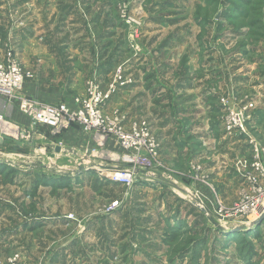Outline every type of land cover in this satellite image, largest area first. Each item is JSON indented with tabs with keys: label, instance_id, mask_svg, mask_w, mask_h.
Returning a JSON list of instances; mask_svg holds the SVG:
<instances>
[{
	"label": "rangeland",
	"instance_id": "obj_1",
	"mask_svg": "<svg viewBox=\"0 0 264 264\" xmlns=\"http://www.w3.org/2000/svg\"><path fill=\"white\" fill-rule=\"evenodd\" d=\"M20 1L0 0V21L7 19L9 12L2 6L14 4L10 7L11 19L19 23L23 10L13 12V7L17 8ZM41 1L42 10H47L48 3L54 5L52 9L64 25L77 20L62 16L59 0ZM75 2L69 7L85 16L86 30L93 32V20L98 17L100 22H110L112 36H108L111 43L107 53H113L114 58L117 54V66L125 61L131 76L142 72L146 60L158 63L160 70L164 64L172 65L173 73L166 71L167 76L178 79L175 76L185 73L184 61L188 59L197 91L218 89L216 111L210 120L214 132L208 130L207 108L196 103L201 99L199 94L176 96L177 105L193 107L191 126L205 130V134L202 146L182 152L177 163L167 162V157L159 154L162 133L154 131L149 120L154 111L169 116L171 98L161 93L158 105L156 100L146 104L149 116L137 120L139 116L133 115L135 120L128 124L115 105L105 114L119 112L125 130L145 123L157 143L154 169L135 165L139 171L128 187L109 179L115 169L132 165L124 160L126 154L113 136L87 132L97 146L75 151L67 149L61 137L68 130L81 128L78 125L58 135L47 128L51 143H36L34 149L3 135L0 264L17 257V264H264V221L251 227L264 213V195L255 196L247 180L255 161L254 148L261 159L264 156V0H94L88 11L81 0ZM121 14L138 18L140 29L137 25L125 28ZM74 27L81 28L79 24ZM69 30L73 33L75 29ZM130 30L138 32L137 59L127 48ZM84 38L80 40L83 45L78 42L84 49L82 63L89 61L86 44L99 52L102 46L95 36ZM165 41L167 44H163ZM9 49L0 46V63L4 64ZM24 69L31 72L28 80L37 78L31 68ZM228 108L242 113L246 134L225 132L223 120ZM77 170L81 173L78 176ZM233 171L236 186L227 189L224 178ZM158 173L173 174L179 182L162 187ZM112 202L118 204L110 209Z\"/></svg>",
	"mask_w": 264,
	"mask_h": 264
},
{
	"label": "crops",
	"instance_id": "obj_2",
	"mask_svg": "<svg viewBox=\"0 0 264 264\" xmlns=\"http://www.w3.org/2000/svg\"><path fill=\"white\" fill-rule=\"evenodd\" d=\"M75 1L76 0H59L62 7L60 9L58 8V10L61 12L62 16L70 20L71 18L77 19L76 21L73 19V21H70L71 24L67 22L65 25L63 19L57 18V11L52 9L54 5H49L48 2L47 10H42L41 0H21L17 4V8L13 7V12L15 10H23L21 17L18 19L20 20L19 23L11 19L12 10H10V7L14 6V4H8L7 7L4 5L2 6L8 8L9 12L7 19L0 21V46L2 45V47L5 46V48L8 47L16 50L21 66L26 69L31 68L34 73H37V78L35 79L34 77L28 80L23 90L14 98L10 110H4L0 105V111L5 112L7 119L12 125L18 130L30 133L28 141L20 140L24 143L22 144L23 147L34 149L35 146L33 145H36V143L49 145V143H51V138L46 135V131L49 130L47 127L35 126V128H33L31 126V119L21 113L18 106L22 100H30L37 105H59V103H65L68 107L75 108L74 100L76 97L84 95V86L90 75L95 73L101 87L105 88L109 78L114 73L115 67L118 65L117 63H119L117 54L114 58L115 55L113 53L111 56L107 53V48L111 43L108 42L110 41L108 40V36H112L111 31H109V29H112L110 22H100L98 17L93 20L94 25L96 24V27L93 28V32L91 30H86L85 20L87 19L85 16L82 12H73V6L69 7V5L76 3ZM96 1L99 2V0ZM81 2L88 11L91 4L94 3V0H81ZM31 17H33V21ZM99 23H102V27L100 28ZM78 24L81 28L74 27V25ZM69 28L75 29L73 33H70ZM94 36L98 44H100L101 41L102 46H99L100 52L89 46L90 43L86 44L89 61L82 63L81 59L83 57H81V54L84 53V49L81 47V45H83L81 41L85 39L84 37L89 38ZM79 41L81 45L78 43ZM163 44H167L166 41ZM0 58H3L1 52ZM145 61L146 60H144V63H147L148 67H146V64V66L142 68L141 73L138 71L139 73L137 76L132 74L135 80L134 84L116 92L104 107V112H110L112 108L117 105L114 109L125 114L127 119V123H125L128 124L135 119L140 120L141 118L144 119L145 116H149V114L145 112L147 111L145 110L147 107L146 104L149 105V101L152 103V101L156 100L155 102L158 105L160 101L157 97L161 96V93H165L168 99L171 98L168 109H171L172 112L169 116H166V114H157V111L152 109L154 115L151 114L149 121H151L150 124L154 131L159 129L160 131H158V134L160 135L162 133V138L160 140L162 144L160 145L161 149L159 148V154L164 158L167 157V162L177 163L182 152L191 151V148L195 147V145L198 147L200 145L202 146L203 141L201 139L205 134V130H199L195 128V126L192 128L191 118L194 113L193 107H190V105L187 106L186 104L177 105L176 102L174 103L176 96L179 97L194 93L199 94L198 96H200L201 99L199 100L198 98L196 103H199L200 107H202L203 104L204 107L207 108L208 116H206V120H208V130L209 132H214L213 127L211 128L212 124H210V120L212 119V114L216 111L214 102L219 98V92L218 89H216V92L197 91L199 90V86L194 87L192 84L194 78H192L189 73L190 68L188 66V59L184 61L187 63L185 73L175 76L178 79H169L167 76V72L173 73L171 70L172 65L164 64L162 66L163 69L160 70L158 63L157 65L156 63L149 64ZM121 63L124 65L125 72L127 73L129 68H127L126 62L123 61ZM161 65L162 64H160V66ZM83 68L84 71H80ZM162 70L165 71L162 72ZM133 115L139 117L133 119ZM202 129L204 128L202 127ZM198 132H202V134ZM61 139L62 144L69 150H88L89 147L93 149L97 146L93 135H88L82 128L68 130L62 135ZM186 139L193 141V145L183 141ZM10 140L19 141L15 139H9V141ZM2 142L3 140L1 143ZM54 148L56 152L57 146L55 145ZM199 149L200 151L203 150L202 147ZM236 152H238L237 148H235L233 153L236 154ZM203 157L204 156L200 155L198 158L203 161ZM79 173L78 170L75 172L77 176ZM162 173L165 172L162 171ZM157 175L163 178V181H160L159 178V185L162 187L166 183L173 185L179 182L174 178L173 174L172 176L170 174L166 176L160 173ZM236 176L235 171H233L232 174L227 173L224 178V187L233 189L236 184ZM64 177H66V175H64ZM233 182L235 183L234 185ZM227 193L233 195L231 191L227 190ZM227 193L225 192L226 196L228 195ZM206 199L209 200L208 197Z\"/></svg>",
	"mask_w": 264,
	"mask_h": 264
},
{
	"label": "built area",
	"instance_id": "obj_3",
	"mask_svg": "<svg viewBox=\"0 0 264 264\" xmlns=\"http://www.w3.org/2000/svg\"><path fill=\"white\" fill-rule=\"evenodd\" d=\"M120 17L124 18L122 20L125 28L131 29L137 25L138 30L140 26L138 18L122 14ZM137 30H130L127 44V48L131 50L135 59L140 55L138 45H135V40L138 38ZM7 52L3 60L4 64L0 63V105L6 111L10 110L12 101L23 90L25 81L32 78L30 71H25L24 68L19 66L18 53L13 48H10ZM134 82L133 77L125 72V68L121 64L114 70L105 88L101 87L95 74L91 75L85 84L84 95L78 96L74 100V110L69 109L64 103L56 106L37 105L25 99L20 102L18 108L22 114L31 119L33 128L34 126H45L58 135L62 130L78 125L85 132L96 131L99 136L115 137L121 150L127 155V157L125 155L124 160L132 163V165L115 169L109 174V179L123 187H128L134 182L139 171L135 168V165L142 164L145 166V170L147 167L154 169L152 162L157 156V143L154 142L145 123L139 122L141 124L138 126H132V129L125 130L122 120L120 121L118 118L120 116L119 112L108 116L104 112V107L116 92L133 85ZM223 128L228 135L234 133L246 134L242 113L236 108H228L225 111ZM3 135L25 141H28L30 137V133L18 130L7 119L5 112L0 111V138ZM254 149L255 161L250 166L249 179L247 180H249L250 186L254 187L252 189L254 195L261 197L264 195V156L261 159L258 149ZM117 204L118 202H112L110 209L116 207ZM18 259L19 257L9 261L8 264H17Z\"/></svg>",
	"mask_w": 264,
	"mask_h": 264
},
{
	"label": "water",
	"instance_id": "obj_4",
	"mask_svg": "<svg viewBox=\"0 0 264 264\" xmlns=\"http://www.w3.org/2000/svg\"><path fill=\"white\" fill-rule=\"evenodd\" d=\"M60 149L57 148L56 152H59ZM264 221V213H262L261 215H259V218L256 219L255 221H253L251 227H258L262 222ZM239 230V228L236 229V231Z\"/></svg>",
	"mask_w": 264,
	"mask_h": 264
},
{
	"label": "trees",
	"instance_id": "obj_5",
	"mask_svg": "<svg viewBox=\"0 0 264 264\" xmlns=\"http://www.w3.org/2000/svg\"><path fill=\"white\" fill-rule=\"evenodd\" d=\"M1 168H2V165H0V171H3ZM4 170H5V169H4Z\"/></svg>",
	"mask_w": 264,
	"mask_h": 264
}]
</instances>
